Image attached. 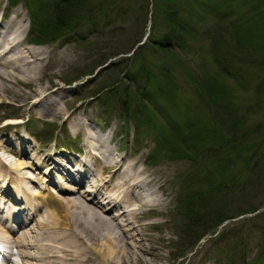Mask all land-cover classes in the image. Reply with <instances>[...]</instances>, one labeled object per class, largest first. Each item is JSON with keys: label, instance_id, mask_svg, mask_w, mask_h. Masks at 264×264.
<instances>
[{"label": "rangeland", "instance_id": "374dc122", "mask_svg": "<svg viewBox=\"0 0 264 264\" xmlns=\"http://www.w3.org/2000/svg\"><path fill=\"white\" fill-rule=\"evenodd\" d=\"M157 1L158 6L154 7L153 0H87L83 7L90 10L88 17L95 15L94 20L83 21L69 34L41 44L29 43L32 29L25 4H33L18 1L9 7L8 0H0V13L10 8V14L3 15L0 21L8 20L13 10H19L24 18L21 38L25 39V45L47 51V66L40 73V79L21 76L18 83L0 93V127L13 124L0 131V157L10 165L23 162L22 167H7L13 173L12 181L1 175V171L0 175L14 190V182L18 181L14 171L18 177L23 174L26 185L34 193L28 198L37 207L43 200L49 205L50 195L63 201L85 199L88 194L84 185L71 184L47 167L55 165L48 160V154L52 155L55 148L53 158L61 163L76 165L75 169L84 171L88 166L93 167L95 172L90 182L100 183L98 176L102 175L107 161L103 151L106 153L107 149L99 146L95 153L90 152L85 148L86 139L106 138L114 156L122 158L125 165H133L147 180L146 192L155 191L164 200L161 207L142 206L131 219L119 216L118 208H112L109 214L104 212L107 206L97 208L113 223L121 224L117 231L120 234L125 231L131 246L151 249L143 254L148 261L152 264H264V176L249 174L241 162L243 156L233 151V143L227 145L222 131V104L226 98L218 99L213 92L216 87V91L218 87L221 90V86L232 89L231 100L238 110L239 105L252 101L258 77H264L260 75L264 68L256 73L250 68L251 92H242L234 87L235 80L220 72L213 53V42L226 38V22L248 13L254 0ZM167 1L176 3L180 21L186 22L189 29L185 24L184 28L190 35L161 40L165 27L159 25L160 15ZM219 11L228 12L227 20H219L222 16H218ZM39 85L65 88L67 99L57 100L64 112L62 117L54 116L53 107L48 103L34 110L31 106L35 100L22 106ZM124 106L128 111L126 117L122 114ZM254 122L257 120L251 123ZM188 124L189 130L184 129ZM185 136L190 140L197 136L196 146L206 148L201 149L196 160L170 153L184 144ZM253 138L254 135L251 141ZM202 141L206 142L201 145ZM2 146L19 155L5 152ZM79 158L87 163V168ZM242 166L244 169L240 172ZM50 171L56 175L49 174ZM53 177L75 190L52 186ZM214 179L216 182L210 183ZM85 184L92 186L89 182ZM211 187L218 196L207 197V203L202 205L200 196ZM138 190L129 192L130 209L137 201ZM189 193L206 219L216 213L234 215L244 209H257L226 219L222 225L207 231L208 235L197 239L192 230L199 232L202 223L193 221V228H188L190 218L185 217L186 208L182 205ZM101 197L99 200L103 202L105 198ZM41 206L39 220H43L46 211ZM12 249L16 250L13 244ZM15 258L19 263L20 258ZM129 264H142L136 261L133 250Z\"/></svg>", "mask_w": 264, "mask_h": 264}, {"label": "bare ground", "instance_id": "6f19581e", "mask_svg": "<svg viewBox=\"0 0 264 264\" xmlns=\"http://www.w3.org/2000/svg\"><path fill=\"white\" fill-rule=\"evenodd\" d=\"M11 14L8 20L0 21V93L8 91V88H11V84L18 83L21 76L28 75L30 76L29 78L40 79V73L47 66V58L45 56L47 51H45V48H32V46L25 45V39L21 38L24 33V18L19 10H13ZM39 86V88L32 91V94L28 96L29 100L22 106L28 105L30 100H35L31 106V109L34 110L35 107L42 108L48 103V105L53 107L54 116L62 117L64 112L58 107L57 100H59L58 98L60 100L67 99L65 88L55 85ZM1 130L4 129L0 127ZM87 135L89 137L90 134ZM106 141V138L93 139V141H87L86 139L85 147L90 152L93 150V153L99 146L107 149L106 153L103 151L107 161L102 167V175H108L106 180H115V182L110 184L109 187L107 181H102L99 187L100 191L95 190L96 195H101V192L102 194L105 192L102 195L106 198L104 200H106L105 205L107 206L104 212L109 214L112 208H118L120 210L119 216L131 219L142 206L151 208L163 206L164 200L155 191H151L150 194L146 192L149 184L143 175L136 171L133 165H125L122 158L115 157ZM6 143L10 146L12 145L11 142L7 141ZM2 147L7 153L10 151L12 154L19 155L9 147ZM7 162L0 157L1 175L5 174L6 178L8 176V180L12 181L13 173L7 167H22L23 162L16 161V163H11V165ZM53 166L56 169L63 170L60 165L55 164ZM14 174L19 181L14 182V191L18 195L26 197L25 199L28 203L25 204V207L23 205L20 207L14 206L15 203L9 198L10 195L4 193L1 189L0 201L7 205L8 208L11 207L15 216L20 217L21 214L24 215L29 209L30 212L33 209L28 197H31L34 193L32 187L26 185L23 174H20L19 177L15 171ZM68 174H70L72 179H76V176H71L73 174L70 172L65 173V175ZM1 175L0 182L6 181V178L1 177ZM77 180L83 182L82 178H77ZM63 188H68L70 191L75 190L74 187H70L65 183ZM136 189L140 191L138 190L139 192L135 195L137 201L133 202L134 207L130 209L131 198L129 192H133ZM88 191L92 193L93 188L88 186ZM116 191L120 192V198L118 197L119 194L115 196ZM76 198H67L63 201L50 195L49 205H44L46 211L43 213V220H39L40 214H37L36 217L39 218L32 224H29L30 221L27 223L18 222L16 227H14L5 224L3 221L6 220L0 219V242L13 244L17 249L16 253H10L7 258L8 264H17L16 255L20 258L18 264H35L32 261L37 264L38 262L40 264H129L132 250L137 262L152 264L143 255L146 252H151V249L142 248L140 245L131 246L126 239L128 236L125 231L124 234H120L117 231L118 226L121 227V224L113 223L97 209H103L104 206L97 200V196H88L85 199ZM86 199L90 200V203H86ZM34 218L35 216L32 217L31 222L34 221ZM92 254L98 255V258H95Z\"/></svg>", "mask_w": 264, "mask_h": 264}, {"label": "trees", "instance_id": "16d2710c", "mask_svg": "<svg viewBox=\"0 0 264 264\" xmlns=\"http://www.w3.org/2000/svg\"><path fill=\"white\" fill-rule=\"evenodd\" d=\"M10 1L11 3L18 2V0ZM23 1L25 3L28 1L33 4V6H30L26 3L32 20L34 32L33 41L37 43L53 41L58 37L60 38L63 34H69L71 31L75 30L74 28L77 24H81L83 21L94 20L95 17V15L93 17H88L91 12L90 10H85L83 7L87 0ZM157 2V0H153L152 4L154 7L158 6ZM197 3L201 4L200 1H197ZM52 5L54 7L51 9ZM246 12L248 13H243L244 15L242 17H232L226 22L224 25V36H226V38L218 40L216 43L213 42V53L215 56V63L220 72L236 81V84H234L235 88H238L242 92L249 93L252 87L249 84L252 78L249 69L251 68V71L256 73V70L259 71V69L264 68V0H254L253 4ZM51 13H53V15H50ZM219 15H222L219 20H227L228 12L219 11L218 16ZM180 19V12L178 11L176 3L174 5L171 1H167L164 8H162V15H160L159 25L165 27V32L161 40L164 38L171 39L173 36L175 38L178 37L177 35H190L184 28L185 25L187 26L186 22L182 23ZM186 28H188V26ZM219 38L221 39V34ZM169 47L170 46H168L167 50L170 49ZM92 68L89 72H91ZM260 75L263 76L264 73ZM258 79L259 81L256 83L253 90L252 101L248 104L239 105V108H237L238 110H236L231 100L233 97L232 89L221 86V90H219L218 87L219 91H216V87V89H213V92L216 93L218 99L220 97L226 98L225 103L222 104L224 108V114H222L224 127H222V131L224 138L227 140V145L228 143H233L232 149L240 157L241 155L243 156L241 162L243 166L247 168L248 173L261 178L264 176V77H258ZM124 93L126 94V88L124 89ZM124 109V113L122 114L123 117H126V115H128L126 106H124ZM248 119H255L257 122L251 123L252 120L249 121ZM189 125L190 124L183 128L189 130ZM197 135L203 137L201 134ZM253 135L254 138L251 141L250 137ZM197 138L198 137L195 136L190 140V138L188 139L185 136V138H183L184 144H180L181 146L175 148L170 153H175L180 158L196 160L201 149H206L202 146V148L196 146L195 140ZM204 142L206 141H202L201 145ZM183 146L184 148L180 150ZM228 159L231 160L230 158ZM235 162L238 163L239 158L236 159ZM243 166L240 168V172L243 171ZM213 182H216V180L214 179L210 183ZM216 196L218 195L213 193L211 187L206 193L203 192L200 196L201 204L204 205L207 203V197L215 199ZM182 205L186 208L185 213L187 215H185V217L188 219L190 218V224L187 225L188 228H193V225H191L193 221L202 223V228H198L199 232L194 229L192 230L194 236H197V239H200L204 235H208L207 231L214 229L224 220L245 213H252V211L254 212L257 209H244L239 212V214L235 213L234 215L216 213L206 219L204 214L200 212L201 208L195 202V198L192 194L189 193V195L184 197ZM198 207L200 209H198ZM211 225L212 228L210 227Z\"/></svg>", "mask_w": 264, "mask_h": 264}]
</instances>
